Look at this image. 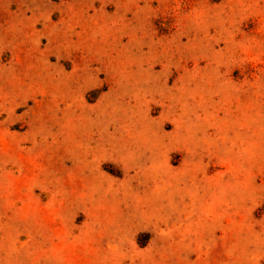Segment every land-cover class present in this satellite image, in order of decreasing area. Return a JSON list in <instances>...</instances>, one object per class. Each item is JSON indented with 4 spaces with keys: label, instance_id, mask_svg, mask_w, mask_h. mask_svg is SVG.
Masks as SVG:
<instances>
[{
    "label": "rangeland",
    "instance_id": "obj_1",
    "mask_svg": "<svg viewBox=\"0 0 264 264\" xmlns=\"http://www.w3.org/2000/svg\"><path fill=\"white\" fill-rule=\"evenodd\" d=\"M0 264H264V0H0Z\"/></svg>",
    "mask_w": 264,
    "mask_h": 264
}]
</instances>
